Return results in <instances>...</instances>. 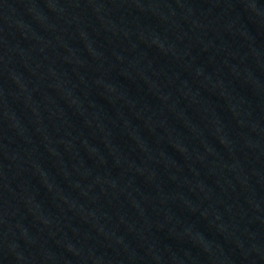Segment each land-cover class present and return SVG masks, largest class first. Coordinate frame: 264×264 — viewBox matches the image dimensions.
Here are the masks:
<instances>
[{"label": "water", "instance_id": "water-1", "mask_svg": "<svg viewBox=\"0 0 264 264\" xmlns=\"http://www.w3.org/2000/svg\"><path fill=\"white\" fill-rule=\"evenodd\" d=\"M0 264H264V0H0Z\"/></svg>", "mask_w": 264, "mask_h": 264}]
</instances>
